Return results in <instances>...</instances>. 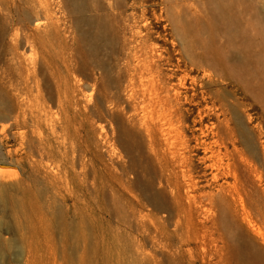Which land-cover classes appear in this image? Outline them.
Masks as SVG:
<instances>
[{
    "label": "rangeland",
    "instance_id": "374dc122",
    "mask_svg": "<svg viewBox=\"0 0 264 264\" xmlns=\"http://www.w3.org/2000/svg\"><path fill=\"white\" fill-rule=\"evenodd\" d=\"M37 20L47 61L12 40ZM140 59L181 168L113 112ZM3 95L0 264H264V0H0Z\"/></svg>",
    "mask_w": 264,
    "mask_h": 264
},
{
    "label": "bare ground",
    "instance_id": "6f19581e",
    "mask_svg": "<svg viewBox=\"0 0 264 264\" xmlns=\"http://www.w3.org/2000/svg\"><path fill=\"white\" fill-rule=\"evenodd\" d=\"M5 13H6V11H5ZM7 17L10 18L9 16H7ZM42 27H44L43 28L44 30L42 29ZM48 28H49L48 24L43 26V24H41V22H39L37 20L33 23V25L27 26L25 28L23 27V29L21 28L23 30V33L20 35H19V31H15L14 34L12 35V40L15 44V48L17 50H20L23 47L24 48L28 47L30 49V52L31 51L33 52V55H35V54L39 55L40 58L42 59V61H47L46 60L47 59V52L46 51L48 49L47 48L48 46L43 41V39H40V36H42V34H47ZM23 53H24V51H23ZM29 56H30L29 59L27 58V56H26V58H24V64L22 67V72H20V75L24 76L23 80H25V81L28 80V77H32L33 79H36V77H37L36 73L39 70V63L37 62V60L35 58H32L31 55H29ZM66 68L68 70L69 67L67 66ZM156 69L157 68L155 66L149 64L148 61L140 59V61L138 62V65L135 67V72L129 76V78L126 82L125 89H124V98L123 97L119 98L116 101V104H115L116 110H113V112H118V113L123 114L126 117L127 123L130 126L136 127L141 133H143L146 136V139L149 143V147L158 160H165L167 157L166 155H168V153L170 152L171 154H173L172 160L173 161L176 160L177 166L179 168H181L182 165L185 163L186 156H184L185 152H183V148H182L183 144H181V142L178 141V138L174 134V133H176V129H175L174 124H173V119L177 116L178 108H176L175 103H173L171 101V99L165 94L163 86H161V84H159L158 81L155 80L156 79L155 78ZM17 89H19V88H17ZM92 92H91V94H92ZM15 93H16V91H15ZM87 93H89V92H87ZM35 94L36 93H34V95ZM176 94H177L176 97H179V93L177 92ZM91 97L89 99H92ZM91 101L89 100L88 102H91ZM0 107H1V111L3 110V112L7 113V116H6V114L2 113V116L0 117V119H2V120L7 119V117L11 113V111L8 108V105L6 103V99H5L4 95L2 97H0ZM32 108H34V107H32ZM4 116H6V117L4 118ZM39 116L40 115H37L34 118L37 121H39L40 120ZM54 117H56V116H54ZM57 117L59 118V116H57ZM82 117H84V116H82ZM49 118H50V116H49ZM62 118L63 117L59 118L57 121L54 120L55 122L52 123L54 128L59 129L61 124H63V122H64V118L63 119ZM18 121H19V119H18ZM4 125H5V123H4ZM12 126H14V125H12ZM19 128H17V129H19ZM104 128H106L105 125L101 127V129H103V130H104ZM110 129H111V137H112V136H114V128L112 125H110ZM5 131H7V130H5ZM6 134H7V132H6ZM67 135H69V134H67ZM105 138H107V134L105 135ZM105 138L103 137V139H105ZM108 142H110V141H108ZM17 147H19V146H17ZM123 147H124L126 153L131 156L132 150L134 149V144H133L132 140L128 141V143H126ZM14 150H15V147H14ZM7 154H8V156H11L10 150H8ZM8 156H5V157H8ZM13 157H14V155L11 158L13 159ZM3 164L7 165V167H9L11 169V170L7 169L8 170L6 172V173H8L7 175H9V177L11 179H14V180L18 179V172H17L18 170H16L14 162L10 161V160L8 161V159H5ZM37 169H35V170H37ZM54 171H55V169H54ZM131 177H133L132 174H131ZM3 189H4L3 200L6 202L8 200V197H9L8 194H9L10 189L6 188V187ZM156 204H158L157 206H160L159 202H157Z\"/></svg>",
    "mask_w": 264,
    "mask_h": 264
}]
</instances>
